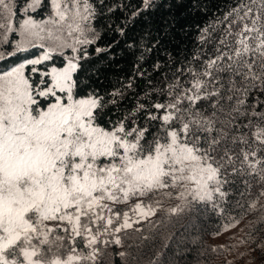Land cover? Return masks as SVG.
Listing matches in <instances>:
<instances>
[{"label": "snow or ice", "instance_id": "snow-or-ice-1", "mask_svg": "<svg viewBox=\"0 0 264 264\" xmlns=\"http://www.w3.org/2000/svg\"><path fill=\"white\" fill-rule=\"evenodd\" d=\"M214 3L0 0V264L264 251V0Z\"/></svg>", "mask_w": 264, "mask_h": 264}, {"label": "rangeland", "instance_id": "rangeland-1", "mask_svg": "<svg viewBox=\"0 0 264 264\" xmlns=\"http://www.w3.org/2000/svg\"><path fill=\"white\" fill-rule=\"evenodd\" d=\"M245 222L247 220L245 219ZM243 230V224L239 228H234L229 232H226L215 239H208L213 246H222L225 242L228 244H234L236 241L232 237L236 236L237 233ZM245 249L241 248V255L229 253L225 256L215 257L218 264H222L223 260H227L229 264H261V254L257 248L248 250L247 254H244Z\"/></svg>", "mask_w": 264, "mask_h": 264}, {"label": "trees", "instance_id": "trees-1", "mask_svg": "<svg viewBox=\"0 0 264 264\" xmlns=\"http://www.w3.org/2000/svg\"><path fill=\"white\" fill-rule=\"evenodd\" d=\"M224 3H225V0H215V3L212 5V7L215 8V7L222 5ZM89 51L91 52V49H89ZM125 67H127V65H125ZM245 219L248 220V219H250V217H245ZM217 226H218L217 224L210 222L208 225V228L212 229V228H215ZM181 227H182V225H177L178 229ZM206 239H207V243L211 244L207 237H206ZM256 248L259 250V252L261 254V264H264V251H261L258 247H256ZM150 255H151V253L149 252V254L144 257L143 264H148V259H149ZM211 264H218L216 259H215V256L212 258Z\"/></svg>", "mask_w": 264, "mask_h": 264}]
</instances>
